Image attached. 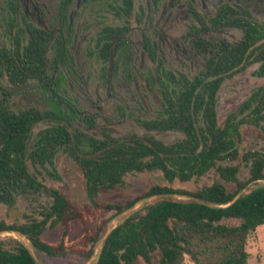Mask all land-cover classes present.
Here are the masks:
<instances>
[{
    "label": "trees",
    "instance_id": "16d2710c",
    "mask_svg": "<svg viewBox=\"0 0 264 264\" xmlns=\"http://www.w3.org/2000/svg\"><path fill=\"white\" fill-rule=\"evenodd\" d=\"M243 32L241 39L213 43L198 39L197 46L207 51L205 72L189 79L184 75H164L161 85L162 112L157 119L142 121L149 132L174 131L182 138L164 144L154 138L134 135L114 139L105 134L98 139L81 131H69L70 112L60 103L53 109L28 108L13 112L8 108L9 93L0 87V204L14 207L18 199H35L46 195V204L38 209V217L22 224L7 225L0 221V232L16 231L30 244L33 252L49 259H69L76 264L87 261L107 226L122 211L142 197L164 193L193 196L206 205L170 197L144 203L125 217L112 230L99 251L94 264H182L185 256L193 264H249L247 240L257 227L264 225V153L249 149L240 154L241 127L253 126L264 135V85L256 88L229 113L222 126L217 122V93L224 78L249 64H258L254 74L264 77V25L239 18L234 24ZM9 46H0V72L9 81L24 84L36 80L49 92L45 54L49 34L33 28L12 34ZM70 111V112H68ZM47 124L35 134L36 124ZM91 126L94 124L90 119ZM59 151L67 153L79 166L85 181L86 195L96 208L110 216L90 229L81 212L56 188H48L30 172L31 165L54 178V161ZM240 158L248 168L245 181L237 179L239 165H221ZM162 173L164 179L187 182L199 180L214 170L221 180L234 184L229 192L220 181H214L195 192L156 187L140 198L122 204L99 203L96 197L114 191L132 171ZM36 173V172H35ZM249 184H254L232 205H226ZM217 206L220 208H212ZM228 219L235 225L225 224ZM83 225L82 235L68 240L70 224ZM61 227L59 239L52 243L43 239L47 230ZM74 261V262H75ZM0 264H35L27 250L16 239L0 238Z\"/></svg>",
    "mask_w": 264,
    "mask_h": 264
},
{
    "label": "flooded vegetation",
    "instance_id": "af4514ba",
    "mask_svg": "<svg viewBox=\"0 0 264 264\" xmlns=\"http://www.w3.org/2000/svg\"><path fill=\"white\" fill-rule=\"evenodd\" d=\"M262 4L264 0H0V39L9 46V29H12V34L24 31L26 36H29L33 28L48 33L45 54L50 77L48 94L55 103L73 111H68L71 121L81 117V121L90 126L88 122L92 119L95 123L96 114L87 110L80 111L74 96L60 94L64 85L74 87L81 81L74 55L80 51H76L73 46L78 41L79 49H85L84 59L92 60V67L95 65L94 60L99 65H105L104 75L101 78L99 69L97 80L100 91L107 89L104 100L97 92L96 99L99 100L95 105L105 106L106 102L115 99L120 102L121 116L125 118L128 115L123 110L126 104L130 105L128 108L134 107L140 113V109L146 107L147 93H155L159 97L160 110L150 119L138 118L141 125L142 121L157 119L162 112L160 90L165 82L164 75L171 73L177 78L181 74L188 77L182 72L167 69L162 51L173 54L181 62H192V53H195L203 59L202 69L205 72L211 52L202 51L197 46L198 39L207 40L203 35L210 30L233 28L241 34L238 40L229 43L238 42L243 32L234 24L241 17L258 23L253 16ZM177 23L185 27V32L178 36L169 33L177 27ZM144 29L149 32L145 33ZM136 31H139L137 39L134 38ZM207 41L213 44L221 43L223 39ZM182 43H186L188 48L182 46ZM70 47H73L75 53ZM48 53H51V58H48ZM139 54L148 65L155 64L154 69L150 66L135 69ZM51 68L54 73L52 76L49 75ZM59 68L60 71L54 72ZM125 84L132 86L133 90L126 86L125 96L128 98L122 100L113 87L120 92ZM111 85L113 93L109 91ZM77 87L83 89L81 85ZM138 119H135L137 123Z\"/></svg>",
    "mask_w": 264,
    "mask_h": 264
},
{
    "label": "rangeland",
    "instance_id": "374dc122",
    "mask_svg": "<svg viewBox=\"0 0 264 264\" xmlns=\"http://www.w3.org/2000/svg\"><path fill=\"white\" fill-rule=\"evenodd\" d=\"M253 17L255 21L264 25V4L257 7V13L254 14ZM143 31L145 33L149 32L146 29H144ZM184 32L185 27L182 24L177 23V27H174L172 32L169 33L176 34L178 36L182 35V33ZM138 33L139 31H136L134 35L135 39L138 38L136 37ZM240 34L241 32L239 30L233 28H225L221 30H210L208 33H206V35H203V38L211 40L213 42H217L220 39H223L227 42H233L239 39ZM3 44H5V42L0 39V46H2ZM182 44V46L188 48L186 43ZM73 46L76 51H80V53H77L78 57L77 54L74 55L77 60L76 69L79 72L78 74L81 75V81L79 80L77 85L83 86V89L79 90L77 85H75L74 87L70 84L67 86L64 85L63 89H60V94L74 96V98H76V100L78 101L77 104L80 107L79 110H87L91 113H94L96 114V118L95 123L92 126H87L86 124H84L81 121V117L73 120L71 122L72 127H70L69 129L71 133L75 132V130H78L100 139L105 135V133L110 135L114 139H120L134 135L138 138H154L163 142L164 144L173 143L182 138V134L179 132H149L141 127V120L138 118H144V120L150 119L155 115L156 112L160 110V100L155 93L146 94V107L144 106V109H140V113H138L137 110L134 109V107H132V109L128 108V106L130 105L126 104L123 110L128 115L125 118H122L121 116L122 110L119 109L120 102H117L115 99L109 100L108 103L106 102L105 106L95 105L98 104L97 102L99 100L96 99L97 92L101 96L100 98L104 100V92H106L107 89L104 88L103 91H100L97 80L98 70L100 69L102 78V75H104L105 65H99L98 62L94 60L95 65L92 67V60L86 61L84 59L85 49H79L78 41L75 42ZM70 48L75 53L73 47ZM47 56L48 58H51L52 55L51 53H48ZM192 57V62H188L187 60H183L181 62L178 58H175L173 54H170L167 51H162V58L167 69L182 72L190 78L196 77L203 72V59L197 57L195 53H192ZM148 66L154 69L155 64L148 65V62H144L142 56L139 54V56L136 58L135 69L141 70L145 69L144 67ZM257 67L258 64L256 63L249 64L225 76L217 93L216 112L217 122L219 126L223 125L225 117L229 113L237 110L240 104L243 103V101H245L256 88L264 85V77H257L254 74ZM58 71H60V68L54 72ZM53 74V69H49V75L52 76ZM126 86H129V88L133 90V87L128 84H125V86L121 88L120 92L115 87H113L114 91L118 92V95L122 100L128 98L127 96H125ZM0 87L3 88L4 92L9 93L7 105L8 108L13 112H18L19 110L28 108H36L40 111H43L47 109H53L54 104H56L53 97L48 94L45 86L41 85L35 80H30L25 84H15L8 81L5 74L0 72ZM113 88L111 85L109 89L111 93H113ZM77 90L79 91L78 93ZM1 97L2 95L0 91V99ZM122 104H124L123 101ZM135 119H138V123L135 121ZM45 126H47V124H36L33 128V133L35 134L39 129H42ZM240 131L241 140L237 144L240 154L249 149L258 150L264 153V135L259 131V129L250 125H243ZM239 162L240 158L231 163L222 162L221 165H239L237 179L239 181H245L248 178V168L245 165H240ZM54 169L55 170L53 174L58 177L57 179L48 176L40 167H38V171L40 172V174H38L37 171L31 165H29L30 172L34 173L39 181H41L48 188L58 189L63 194V196L81 212L82 217L86 220L90 229H94V227H96L99 223L103 222L110 216L111 213L109 211L96 209L90 203L86 195L85 181L82 176L81 170L76 162L67 153L59 151L56 154ZM123 181L124 183L114 191L98 195L96 197V201L104 204L113 202H120L122 204H125L128 201L140 198L156 187H166L172 190L195 192L204 186L210 185L214 181H220L229 192L234 190V184L221 180L214 170L209 171L207 174L196 181L191 180L187 182H181L176 179L172 183L167 182L164 179L162 173L158 170L132 171L127 173L123 177ZM259 184H264V182H259L256 185ZM253 186L255 185L249 184L248 186L243 188L244 190H241H243V193H245ZM46 200V195L42 194V196L40 195L31 200L20 198L12 208H8L7 206L0 204V221L4 222L7 225H17L26 222L30 218H37L38 209L41 205L46 204ZM154 201L155 200H152L147 203H152ZM141 206L137 207L135 210H137ZM223 222L225 224L231 225H235L238 223V221L234 219L224 220ZM61 231V227H56L53 230L45 231L42 237L44 240L54 243L59 239ZM82 232L83 225L79 222H72L69 228L68 240L70 242L76 241L82 235ZM9 237H12V235H0V238L2 239ZM96 245L94 247H96ZM246 250L249 254V264H264V225L257 227L256 230L249 235ZM34 255L39 264H76L75 260H73L72 262L71 260L66 258L56 260L49 259L35 252ZM89 258L87 259V261L82 262L81 264H88ZM95 260L92 264H94ZM157 260L158 257H155L153 263L156 264ZM135 264L146 263L141 259H138ZM182 264L193 263L188 259L187 256H185Z\"/></svg>",
    "mask_w": 264,
    "mask_h": 264
},
{
    "label": "water",
    "instance_id": "95a60500",
    "mask_svg": "<svg viewBox=\"0 0 264 264\" xmlns=\"http://www.w3.org/2000/svg\"><path fill=\"white\" fill-rule=\"evenodd\" d=\"M244 190V189H243ZM243 190H240L232 199L230 202H228L226 205L224 206H220V207H228L230 205H232L243 193ZM173 198V199H177V200H185V201H194L197 202L199 204H203L206 205L203 201L190 196L188 194H179V193H164V194H156V195H152L149 197H144L140 200H138L137 202H135L134 204H132L130 207L126 208L124 211H122L115 219L112 220V222L109 224V226L106 228V230L103 233V236L101 237L99 243L96 245V247H94L91 256L89 258L88 264H92L93 261L97 258V255L99 253V251L101 250L104 242L106 241V239L108 238L109 234L112 232V230L114 228H116L120 222L127 217L130 213H132L137 207L143 205L144 203L150 202L152 200H157V199H161V198ZM209 207L212 208H220L217 206H211L208 205ZM2 234H10L12 235V237L14 239H16L22 246H24V248L27 250V252L29 253L30 257L32 258V260L35 262V264H39L35 258L34 252L29 244V242L23 237L21 236L19 233H17L16 231H2L0 232V235Z\"/></svg>",
    "mask_w": 264,
    "mask_h": 264
}]
</instances>
